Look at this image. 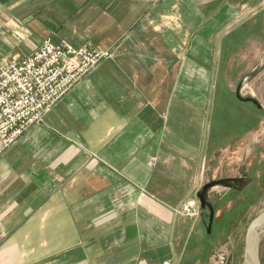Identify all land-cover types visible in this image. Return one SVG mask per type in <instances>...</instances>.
<instances>
[{
	"label": "crops",
	"instance_id": "0c3cea01",
	"mask_svg": "<svg viewBox=\"0 0 264 264\" xmlns=\"http://www.w3.org/2000/svg\"><path fill=\"white\" fill-rule=\"evenodd\" d=\"M261 14L264 0H0V60L45 39L112 51L41 122L0 143V264H199L211 254L224 238V188L210 196L215 233L203 208L198 220L177 210L217 163L220 78Z\"/></svg>",
	"mask_w": 264,
	"mask_h": 264
},
{
	"label": "rangeland",
	"instance_id": "374dc122",
	"mask_svg": "<svg viewBox=\"0 0 264 264\" xmlns=\"http://www.w3.org/2000/svg\"><path fill=\"white\" fill-rule=\"evenodd\" d=\"M257 20L261 28L253 27L239 36L243 43L235 46L233 59L227 63L224 76L220 78L224 85V92L219 93L224 100V134L221 135L224 143L218 149L214 148L217 149V163L209 169V180L239 177L242 181H231L230 186L216 185L224 188V226L222 230L219 228V234H224V238L218 237V244L213 242L211 254H207L210 246L206 247L199 264H251L244 245L245 230L255 216L264 212V14ZM237 89L240 96L252 97L258 105L239 101L235 96ZM239 110H242L240 116ZM242 113L254 114L255 119H242ZM216 142L219 138H215ZM216 186L207 192L214 216L216 209L210 196L221 191ZM201 208L200 205L196 220L201 215ZM203 210L206 231L209 210ZM213 222L214 217L210 233L216 231ZM254 233L260 262L264 264V225H258Z\"/></svg>",
	"mask_w": 264,
	"mask_h": 264
},
{
	"label": "built area",
	"instance_id": "2783aa9c",
	"mask_svg": "<svg viewBox=\"0 0 264 264\" xmlns=\"http://www.w3.org/2000/svg\"><path fill=\"white\" fill-rule=\"evenodd\" d=\"M156 4L162 0H145ZM112 55L110 49L90 43L74 46L61 39L43 40L23 57L0 60V143L6 147L33 124L42 121L60 98L84 78L101 60ZM151 156L148 164H153ZM197 197L186 199L177 212L199 214ZM163 264H170L168 261Z\"/></svg>",
	"mask_w": 264,
	"mask_h": 264
},
{
	"label": "water",
	"instance_id": "95a60500",
	"mask_svg": "<svg viewBox=\"0 0 264 264\" xmlns=\"http://www.w3.org/2000/svg\"><path fill=\"white\" fill-rule=\"evenodd\" d=\"M235 96L238 100L241 101H250L252 103H255L258 105V102L256 99L252 97H242L239 94V90H236ZM236 182V181H242V178L239 177H233V178H218V179H212L207 182H205L201 188L197 191L196 197L198 198L201 207L207 208L209 210V216H208V231L210 230L213 217H214V209L212 204L208 201L207 199V192L210 188L216 185H226L230 186V182ZM264 215V212L255 216L248 224L246 230H245V235H244V245L245 249L249 255V258L251 260V264H261L256 242L253 239L254 231L256 227L258 226V223L262 220Z\"/></svg>",
	"mask_w": 264,
	"mask_h": 264
},
{
	"label": "bare ground",
	"instance_id": "6f19581e",
	"mask_svg": "<svg viewBox=\"0 0 264 264\" xmlns=\"http://www.w3.org/2000/svg\"><path fill=\"white\" fill-rule=\"evenodd\" d=\"M258 225H264V215H263V218H262V220L258 223ZM255 234V233H254ZM253 239H254V235H253ZM248 256V255H247ZM247 260V259H246Z\"/></svg>",
	"mask_w": 264,
	"mask_h": 264
}]
</instances>
